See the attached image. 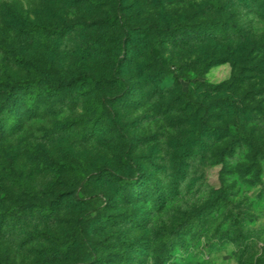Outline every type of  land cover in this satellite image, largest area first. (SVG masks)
I'll list each match as a JSON object with an SVG mask.
<instances>
[{
  "label": "rangeland",
  "instance_id": "obj_1",
  "mask_svg": "<svg viewBox=\"0 0 264 264\" xmlns=\"http://www.w3.org/2000/svg\"><path fill=\"white\" fill-rule=\"evenodd\" d=\"M220 1L0 0V264H264V11Z\"/></svg>",
  "mask_w": 264,
  "mask_h": 264
},
{
  "label": "trees",
  "instance_id": "obj_2",
  "mask_svg": "<svg viewBox=\"0 0 264 264\" xmlns=\"http://www.w3.org/2000/svg\"><path fill=\"white\" fill-rule=\"evenodd\" d=\"M225 2V1H224ZM228 5H232V7H240L243 9L251 10V9H257L258 11H264V0H227L226 2ZM222 2L220 0H209L208 2V7L216 8V10L224 12L226 7L224 5H221ZM217 27V29L210 28L208 30H201L202 28L197 29L198 31L195 32V39H197L198 42H207V41H218V40H223L230 42L234 39L238 40L240 38H243L245 36L244 32L241 30L235 28L232 24H229V22H222L220 24L212 25ZM228 26V27H227ZM33 29L38 30L37 26H33ZM178 29H183L184 32L189 31L190 33L194 32L195 30H192L191 27H186V26H179ZM235 31V36L234 34H228L227 30ZM211 66L218 65V62H213L209 64ZM13 86L15 87H26L27 83L26 82H18L15 81L12 83ZM226 110H231L232 108H225ZM9 123L12 125L14 124V119H9ZM205 127V126H204ZM205 132L206 138L214 137L216 139L220 138V134H222L221 129H214V128H209L205 127L202 129V134ZM204 135V134H203ZM126 184L130 185L133 184L132 182L129 183V181L126 180Z\"/></svg>",
  "mask_w": 264,
  "mask_h": 264
}]
</instances>
